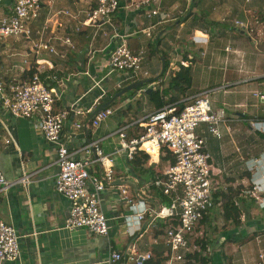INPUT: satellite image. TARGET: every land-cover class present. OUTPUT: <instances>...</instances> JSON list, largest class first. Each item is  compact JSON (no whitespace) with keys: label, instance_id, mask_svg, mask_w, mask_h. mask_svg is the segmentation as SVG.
<instances>
[{"label":"crops","instance_id":"0c3cea01","mask_svg":"<svg viewBox=\"0 0 264 264\" xmlns=\"http://www.w3.org/2000/svg\"><path fill=\"white\" fill-rule=\"evenodd\" d=\"M43 1L40 16L31 27L34 34L42 31L56 52H42L35 57L27 39L8 38L0 44V79L6 83L24 82L31 76V68L38 71L42 82L56 92V110L76 108L85 113H72L66 123L63 140L69 149L78 152L89 140L97 139L103 150L110 153L119 149V137L115 134L118 129L125 124L134 125L157 110L146 91L162 88L161 81L155 79L165 68V57L168 66L162 82L187 59L186 66L193 69L192 96L215 89L217 94L223 92L228 98L223 104L218 100L212 102L214 110L226 109L229 119L228 126L220 128L227 139L219 152L214 154L208 145L209 152L215 156L214 183L225 188L228 184L223 178L228 176L235 179L234 186L243 185L247 190L241 226L227 227L232 237L228 231L221 233V239L209 237L206 231H200L199 235L219 244L213 248L216 264H221L224 254L228 256V264H264V258H260L264 256V134L250 126L252 119H264V102L254 95L264 93V70L259 63V70L251 72L254 66L249 63L250 77L242 82H237L235 71H225L228 65L225 61L233 56V51L247 55L245 46L238 44L245 45L246 35L226 19L232 13H239L236 9L239 2L244 7L248 6L247 2L228 0L220 6L217 0L198 3L161 0V15L150 19L138 0H119L127 8L117 11L113 25L95 26L88 24L87 13L96 0H55L51 6ZM14 2L0 0V15L9 13ZM202 15L208 16L207 22L197 20ZM152 27L149 38L145 31ZM67 38L72 45L64 43ZM121 43L135 53H144L143 66L149 78L140 81L146 82L143 92L127 97L113 108L114 115L98 129L89 130L85 125L95 112V101L100 99L103 105L134 83L124 82L125 75L110 66L111 55ZM261 56L258 58L262 63ZM219 59L223 62L221 68L215 64ZM229 74L230 80L235 81L233 84L247 86L227 89ZM151 80L155 82L147 83ZM242 106L245 110L238 111ZM79 124L84 127L78 129ZM138 128L134 126L130 133ZM6 130H10L15 143L0 145V171L12 183L0 195V218L17 230L20 257L16 262L0 264H107L116 252L123 256L118 264H138L149 256L156 258L169 253L164 237L165 222L151 217L149 212L144 218L139 217L161 203L153 179L155 173L165 171L168 161L160 159L154 166L147 161L140 169L128 160L125 152L115 154V181L100 195L102 210L109 219V235L98 236L87 229L66 228L70 202L55 190L57 147L46 141L37 119H16L0 106V131ZM79 153L76 157H81ZM253 160L257 163L253 164ZM251 165L254 167L249 169ZM122 189L127 190V197L136 199L134 206L125 202ZM140 194L146 195L139 199ZM203 224L211 230L225 226L220 205L215 206ZM223 240L231 243L221 247Z\"/></svg>","mask_w":264,"mask_h":264},{"label":"built area","instance_id":"2783aa9c","mask_svg":"<svg viewBox=\"0 0 264 264\" xmlns=\"http://www.w3.org/2000/svg\"><path fill=\"white\" fill-rule=\"evenodd\" d=\"M54 1L46 0V3L51 6ZM43 4V0H15L9 13L0 15V44L11 37H23L31 44L30 52L35 57L42 52L54 54L55 48L44 38L43 32L34 34L31 27L39 18ZM138 4L150 19L161 15V0H138ZM123 8L127 6H123L119 0H96L95 6L87 13L88 24L112 26L114 15ZM65 14H69V11ZM234 27L241 33L249 31V26L243 21H235ZM152 30L153 27L145 31L147 37L152 36ZM115 37L119 38L118 35ZM64 43L72 45L70 38L64 39ZM143 62L144 53L131 51L125 43H121L110 58L111 68L125 75L124 82L136 83L149 78ZM25 63L28 61L25 60ZM182 64L186 65V62ZM210 93L206 91L184 99L182 102L185 106L179 114L170 106L156 110L134 125H123L115 133L119 137V149L115 152H105L97 139L89 140L76 152L69 149L63 135L71 114L84 115L82 110H56V92L42 82L36 70L24 82L6 83L0 79L1 108L16 119H37L46 141L57 147L55 190L70 202L66 221V228L70 230L87 229L94 235H109V219L102 210L100 195L115 181L116 153L125 152L129 161L144 153L152 162L153 153L157 152L159 159L155 164L166 155L165 151L172 155L174 164L169 162L162 173L163 178H157L154 183L168 199V204L161 201L158 207L139 214L140 218H144L149 212L151 217L165 222L164 237L170 248L165 264H186L189 261L187 255L199 251L196 239L193 243L191 238L215 206H221V202L217 203L215 198L219 187L214 183V159L208 150L205 129L207 127L211 135L221 139L220 128L222 125L228 126L229 119L225 109H213ZM257 97L264 102V93H258ZM100 104V99L95 101V111ZM114 113L112 107L96 112L85 127L98 129ZM134 126L139 127L138 131L130 133ZM250 126L253 131L264 134V119L252 120ZM76 127L81 129L84 126L79 124ZM12 143H15V139L10 130L0 131V145ZM78 153L81 157H76ZM256 163L257 160H253V164ZM150 164L154 166L153 162ZM253 167L251 165L249 169ZM11 186L12 183L0 171V195ZM121 194L126 203L135 205L136 199L127 197L126 189H122ZM145 195L140 194L138 198ZM202 237L197 235L196 238ZM212 253V249H208L203 257ZM19 257L17 230L0 218V262H16ZM122 259L123 256L116 252L106 263L118 264ZM137 263L143 264V261Z\"/></svg>","mask_w":264,"mask_h":264},{"label":"trees","instance_id":"16d2710c","mask_svg":"<svg viewBox=\"0 0 264 264\" xmlns=\"http://www.w3.org/2000/svg\"><path fill=\"white\" fill-rule=\"evenodd\" d=\"M198 2L199 0L195 1V3ZM207 17L208 16L202 15L200 16V18L198 17L197 20L207 22ZM185 62H188V60L186 59ZM167 66H168L167 58L165 57V68L161 73V75L155 79L156 81H161L162 88H158L157 90L152 91L148 95V97L157 110L172 106L176 109L175 113L179 114L184 109L185 106V104L182 101L192 96L190 91L193 87V69L191 65L186 66L180 63L178 70L170 71L166 79V82L164 81L162 82V79H164L167 73ZM34 72L35 70L30 71V75L32 76ZM155 80L147 81V83L155 82ZM142 86H146V82ZM126 99L127 98L126 97L124 98L123 96L117 101L112 102L109 107L115 108L118 104L124 102ZM111 101L112 98L108 99L106 103H109ZM101 106L102 105H99L98 109ZM165 153L166 155L160 158L161 162L168 161L171 164H174V159L172 155H170L166 151ZM148 159H149L148 155L144 153H139L132 162L136 168L141 169L142 166L146 164ZM158 159L159 158L152 159V162L156 163ZM154 175H155L153 179L154 183L157 178H163L162 174L155 173ZM246 177L250 178V175H246ZM235 182H236L235 179L232 180L227 179L226 183L228 184V186L225 188L219 187L215 195V198L217 199V203L221 202V209L225 220V226L228 227L230 225L235 228H238L242 224L241 219L244 211L243 204L244 201L246 202V198L244 197V195L247 196L246 194L247 190L245 187H243V185L234 186L233 184ZM154 183H153V188L159 191L162 202H164V204H168L169 202L168 199L163 195V193L158 188L155 187ZM247 189L253 191L252 187H249ZM216 242H217L216 240H211V238L206 236L196 239L195 244L196 246H198L199 251H195L193 254L187 255V259L189 261L186 264H216L214 262L213 253L212 255L203 257V253H206L208 249H212L213 251V248L219 245ZM220 243H221L220 246L224 247L226 244L231 243V241L223 240ZM166 261H167L166 256L157 255L156 258L150 257L145 262H143V264H165ZM221 264H228V256L226 254H224V256L222 257Z\"/></svg>","mask_w":264,"mask_h":264},{"label":"rangeland","instance_id":"374dc122","mask_svg":"<svg viewBox=\"0 0 264 264\" xmlns=\"http://www.w3.org/2000/svg\"><path fill=\"white\" fill-rule=\"evenodd\" d=\"M221 3L220 6H222V4H224V1H228V0H217ZM231 1V0H230ZM216 2V1H215ZM239 2V1H237ZM248 6L244 7L243 3L242 5L240 4V2L237 5V11H239V13H232L229 18L228 16H226V19H230L231 23H235V21L237 20H241L243 21L247 26H249V31L247 33H244L243 35H246L245 38V45L241 44L240 42H238V44H240V46H245L247 55L250 52L252 55H248V57H250V60H253V62H249L248 61V57L246 55V53H242L239 51H233L234 54H232L233 56L226 60L225 63H227L228 65L225 66V71H227V73H232L233 71H235L238 75V78L236 79L237 82H242L244 80L249 79L250 74H249V69H251L249 67V63H253L252 70L251 72H256L257 70H259V63L261 64V69L264 70V0H261L259 2V0H250V2L247 3ZM230 8V7H228ZM225 18V16H224ZM236 18V19H235ZM229 51V50H227ZM262 55V56H261ZM260 56L263 59V62L261 63L259 60ZM259 57V58H258ZM254 58V59H253ZM256 58V59H255ZM202 61V59H201ZM204 63V62H203ZM202 63V64H203ZM215 64L219 65V68H221L223 66V62L219 59L217 62H215ZM156 78V77H154ZM235 83V81L230 80V74L229 77L227 79V82L225 83L227 89H232L235 86L236 87H240V86H245L246 83H241V84H233ZM132 84V83H131ZM130 85V84H129ZM247 86V85H246ZM145 86H141L139 89L137 90H133L130 91L129 93L124 95V98L132 96L134 93H140L143 92L142 88H144ZM235 87V88H236ZM215 89H212V94L210 96L211 102L217 101L220 102V104L226 103L228 101V98L223 94V92H220V94H217V90L215 91ZM259 92L254 93L255 97L259 99V97H257V94ZM145 96V94H143ZM143 95H141L140 97H142ZM143 96V97H144ZM120 99V98H119ZM225 100V101H224ZM224 101V102H223ZM226 106V104L224 105ZM228 109H233L232 106H226ZM238 111H243L245 110V108H243V106L241 108L237 109ZM226 111V109H225ZM226 116L228 118V113L226 111ZM258 119V118H257ZM257 119H252L257 120ZM206 138L208 140V145L211 149V152H213L214 154L216 152H219V150L221 149V144H223L224 140L227 139V137H223L222 139H217L216 137H214L213 135H211L208 132V128L206 127ZM257 132V131H255ZM213 154V155H214ZM217 158V157H216ZM213 159L215 161V156H213ZM228 176H225L223 178V182L227 181ZM244 187V186H243ZM204 229V230H203ZM200 231H206V233L209 235V237H216L217 239L220 238L221 239V233L223 232H227L229 237H232L233 234H230L229 230H227L226 226H222L221 229H217V230H211V227H209V225H200L197 227L195 233L192 236V242L194 243V240L197 239V235H199ZM215 238V239H216Z\"/></svg>","mask_w":264,"mask_h":264},{"label":"water","instance_id":"95a60500","mask_svg":"<svg viewBox=\"0 0 264 264\" xmlns=\"http://www.w3.org/2000/svg\"><path fill=\"white\" fill-rule=\"evenodd\" d=\"M145 83L144 82H136V83H133L131 84L130 86L126 87L125 89H123L122 91H120L117 95H115L113 98H112V101L109 102V103H106L104 105H102L99 109H97L94 113L96 112H99L101 111L102 109H105L107 107H109L111 105L112 102L114 101H117L119 98L123 97L125 94L129 93L130 91H133V90H137L140 86L144 85ZM147 93H151V90H147L146 91ZM93 113V114H94Z\"/></svg>","mask_w":264,"mask_h":264},{"label":"bare ground","instance_id":"6f19581e","mask_svg":"<svg viewBox=\"0 0 264 264\" xmlns=\"http://www.w3.org/2000/svg\"><path fill=\"white\" fill-rule=\"evenodd\" d=\"M157 158H159V155H158L157 152H154V153H153V159H157Z\"/></svg>","mask_w":264,"mask_h":264}]
</instances>
